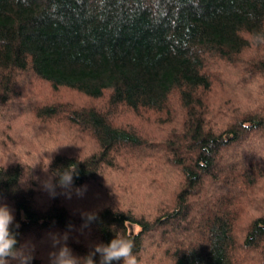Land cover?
<instances>
[{
  "label": "trees",
  "instance_id": "trees-1",
  "mask_svg": "<svg viewBox=\"0 0 264 264\" xmlns=\"http://www.w3.org/2000/svg\"><path fill=\"white\" fill-rule=\"evenodd\" d=\"M259 33L264 0H0V113L23 100L34 78L52 93L87 100L37 106L34 118L94 144L86 156L63 140L56 145L45 168L54 190L42 205L34 167L0 165V205L13 210L18 247L31 252L30 264H46L39 243L53 232L77 257L124 235L142 264L147 256L148 264H264ZM238 84L253 89L254 107L226 119L216 91L232 98ZM138 123L165 135L151 139ZM152 152L179 180L166 204L148 214L118 200L111 177ZM70 165L73 183L62 188L56 173ZM87 187L101 191L103 204L87 213L67 207L66 199Z\"/></svg>",
  "mask_w": 264,
  "mask_h": 264
},
{
  "label": "rangeland",
  "instance_id": "rangeland-1",
  "mask_svg": "<svg viewBox=\"0 0 264 264\" xmlns=\"http://www.w3.org/2000/svg\"><path fill=\"white\" fill-rule=\"evenodd\" d=\"M227 77H230V81L232 82L236 79L229 73H227ZM27 82L26 86L24 85L26 92L24 93L23 100L18 105L8 106L4 112L0 113V165L8 166L11 162L19 160L34 167L36 178L39 180L37 192L43 197L42 200L41 198L38 199V204L42 205L48 202L47 194H49V187L46 185L51 184V177L45 168H47V162L54 156L52 152L56 145L63 140L70 145L76 154H85L84 156H86L94 151V144L86 136L84 138L81 137L73 129L65 125H53L51 127H57V131L51 132L50 128L41 125L34 118V114H32L37 106L52 104L54 102H67L81 107L86 105V98L67 90L60 91L59 95L52 93L46 83L37 81L34 78H30ZM236 86V89L232 86L231 89L233 90H229L230 92H234L235 96L232 98L228 97L225 99L223 93L216 91V108L217 110L219 109V112L228 115L226 119L232 118V112L235 110L244 112L254 107L250 95L253 89H247L245 84H238ZM242 86H245L246 89L243 90ZM239 91H242V96L238 95ZM246 96H249L250 99ZM227 110H229L228 113L225 112ZM138 124L151 134L149 137L151 139L159 141L160 135H165L158 132L157 128L152 127L155 125L147 123ZM263 144L264 141L260 140V145ZM261 151L264 152V147ZM153 157L154 152L149 153L141 159L135 158V160L128 163L131 165L130 170L122 172L118 176H112L111 184L112 186L113 184L117 185V193L113 191V187L109 186V189L114 194H118V200L122 199L121 202L134 205L132 207H135L138 211L148 212V214H154L158 208L157 206L166 204L169 194L171 196L175 192V182L179 180L177 179L178 176H175L177 171L165 168V164L160 162L156 157ZM40 161H45V165L42 163L44 166L40 165L43 168L39 167ZM156 164L160 167H157ZM100 192L97 189L88 188L87 191H83L81 194L74 193L72 198H67L65 202L67 207L73 208L74 212L87 213L98 209L103 204L105 199ZM259 196L260 198H264V193L260 191ZM137 231L138 228L135 227V232ZM55 233L57 232H53L52 236L46 235L42 237L39 243V250L43 252L42 257L46 260V264H51L50 253L58 251L61 246L66 244L63 239H60L61 235ZM54 241H58V243L54 244ZM145 260L143 264H148L150 257L147 256ZM151 264L164 263L156 259L153 262L151 261ZM166 264L168 263L166 262Z\"/></svg>",
  "mask_w": 264,
  "mask_h": 264
},
{
  "label": "clouds",
  "instance_id": "clouds-1",
  "mask_svg": "<svg viewBox=\"0 0 264 264\" xmlns=\"http://www.w3.org/2000/svg\"><path fill=\"white\" fill-rule=\"evenodd\" d=\"M259 43H264V33L256 35ZM76 172L74 165H70L62 172L58 171V186L70 188L73 183V174ZM51 190L54 186L47 184ZM89 216V219H92ZM15 223L13 210L7 205H0V264H30L31 252L26 246L18 247L17 235L13 231ZM58 241H54V244ZM99 256L98 264H142L141 260L134 253V243L124 235H115L107 244L98 243L86 257L74 256L67 245L61 246L58 251L50 253L51 264H97L94 257Z\"/></svg>",
  "mask_w": 264,
  "mask_h": 264
}]
</instances>
